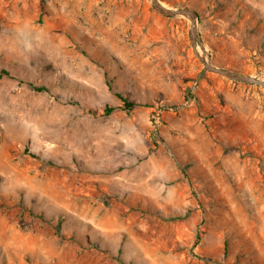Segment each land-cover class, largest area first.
Returning <instances> with one entry per match:
<instances>
[{
    "label": "rangeland",
    "instance_id": "1",
    "mask_svg": "<svg viewBox=\"0 0 264 264\" xmlns=\"http://www.w3.org/2000/svg\"><path fill=\"white\" fill-rule=\"evenodd\" d=\"M159 2L264 80V0ZM188 30L149 0H0V264H264V89Z\"/></svg>",
    "mask_w": 264,
    "mask_h": 264
},
{
    "label": "water",
    "instance_id": "2",
    "mask_svg": "<svg viewBox=\"0 0 264 264\" xmlns=\"http://www.w3.org/2000/svg\"><path fill=\"white\" fill-rule=\"evenodd\" d=\"M149 1L151 4V8L161 16L166 18L183 16L189 21L188 36L191 41V47L196 58L199 60L205 71L221 76L233 82L248 84L264 89V80H260L256 77L243 75L237 72L230 71L228 69L215 66L211 62L210 55L207 51H205L200 41V35L197 32V22H198L197 12L189 8H181V9L168 8L163 6L161 2H159V0H149ZM197 46L200 47V53L197 51Z\"/></svg>",
    "mask_w": 264,
    "mask_h": 264
},
{
    "label": "trees",
    "instance_id": "3",
    "mask_svg": "<svg viewBox=\"0 0 264 264\" xmlns=\"http://www.w3.org/2000/svg\"><path fill=\"white\" fill-rule=\"evenodd\" d=\"M2 76H8V73L5 72V71H1V72H0V78H1ZM38 90H39V89H38ZM121 100H122L123 108H124V110H125L126 112H131L132 110H134L135 108H137V107L140 106V105H138V104H135V103L129 102V101H127L126 99H121ZM114 111H115V109H114V108H111V107H106L105 110H104V112H105L106 114H112ZM33 158H35V157H33ZM185 217H186V216H184V217H176V218H174L173 220H182V219H184Z\"/></svg>",
    "mask_w": 264,
    "mask_h": 264
}]
</instances>
